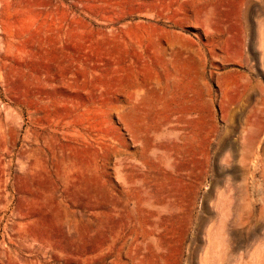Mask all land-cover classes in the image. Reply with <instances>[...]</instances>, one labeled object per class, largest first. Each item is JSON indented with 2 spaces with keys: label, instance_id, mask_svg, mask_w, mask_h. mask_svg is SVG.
Returning a JSON list of instances; mask_svg holds the SVG:
<instances>
[{
  "label": "rangeland",
  "instance_id": "rangeland-1",
  "mask_svg": "<svg viewBox=\"0 0 264 264\" xmlns=\"http://www.w3.org/2000/svg\"><path fill=\"white\" fill-rule=\"evenodd\" d=\"M0 264H264V0H0Z\"/></svg>",
  "mask_w": 264,
  "mask_h": 264
}]
</instances>
